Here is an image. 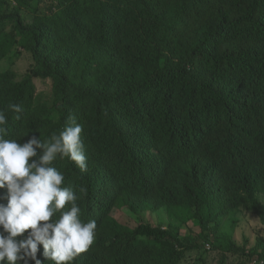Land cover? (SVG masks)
<instances>
[{
    "label": "trees",
    "instance_id": "16d2710c",
    "mask_svg": "<svg viewBox=\"0 0 264 264\" xmlns=\"http://www.w3.org/2000/svg\"><path fill=\"white\" fill-rule=\"evenodd\" d=\"M25 14L34 16L31 25ZM24 53L35 77L52 80L49 95H37L30 78L15 83L1 63ZM263 72L264 0H88L61 10L52 0H0V110L15 138L47 140L69 116L83 126L88 171L66 157L53 162L65 168L62 186L87 188L81 218L97 222L93 245L73 264H181L192 250L201 251L203 264L209 244L140 220L131 229L120 209L138 216L181 203L203 225L215 222L216 236L220 218L231 211L230 225L237 221V200L245 197L264 224L257 199L264 192V104L246 84ZM177 135L185 138L183 152L166 149L176 168L160 174L152 163L162 157L150 149ZM104 154L138 168V180L147 168L164 181L147 196L128 187L105 197L97 189ZM38 248L42 264H53Z\"/></svg>",
    "mask_w": 264,
    "mask_h": 264
},
{
    "label": "clouds",
    "instance_id": "9594fccd",
    "mask_svg": "<svg viewBox=\"0 0 264 264\" xmlns=\"http://www.w3.org/2000/svg\"><path fill=\"white\" fill-rule=\"evenodd\" d=\"M52 1L58 10L68 1L88 2ZM42 13L45 14L40 9L39 14ZM261 61L260 58L258 63ZM13 81L22 83L19 79L13 78ZM246 84L258 89V95L264 104V72L256 80L247 76ZM8 108L16 113L22 111L21 106L17 104H10ZM258 129L260 135H264V125ZM82 131V124L78 123L74 116H69L63 130L58 135L52 134L47 140L42 141L36 136L26 140L18 139L15 138L10 120L6 118L4 111L0 110V264H29V261L42 264L37 258L39 245L43 247L44 257L53 264H73L79 254L88 251L93 245L97 222L95 219H82L79 205L82 203L81 197L87 195V188L80 187L77 190L71 186H62L66 178L65 168L58 163L53 166L57 157H66L75 163L81 173L88 171ZM180 139L185 138L181 135L168 137V143L150 149V152L162 157L152 163L161 170L160 174L176 168L172 163L175 159H171L165 150L183 152ZM137 169L104 154L99 162L97 189L104 191L105 197L111 199L119 196L120 189L126 190L128 187L130 192L144 196L159 190L164 181L162 175L146 168L147 175L138 180ZM89 206L91 205L83 204L84 208ZM119 211L122 212L123 219L127 217L121 221L128 220L130 215L123 209ZM230 213L231 211L226 214L229 215L226 222H229ZM131 217L137 218L133 215ZM126 223L129 228H135L134 224ZM113 239V234L110 233L107 240ZM189 253L188 258L194 256L192 263L201 264L200 250H192ZM199 257V262L194 261ZM188 258L183 259L181 264ZM220 262L227 264L223 258ZM255 263L257 262L248 259L244 261V264Z\"/></svg>",
    "mask_w": 264,
    "mask_h": 264
},
{
    "label": "rangeland",
    "instance_id": "374dc122",
    "mask_svg": "<svg viewBox=\"0 0 264 264\" xmlns=\"http://www.w3.org/2000/svg\"><path fill=\"white\" fill-rule=\"evenodd\" d=\"M9 1L13 2V0ZM42 15L44 14L42 13ZM24 19L27 25H31L34 22L32 14H25ZM1 63L10 71L14 79H19L22 82L29 78L32 79L37 95H49L51 93L52 80L35 77L36 70L33 68V60L30 54L24 53L16 57H11L9 54L5 58H2ZM257 199L264 205V192L260 193ZM237 209V221L232 225L229 224L227 228H223L222 226L227 221L226 219L223 220L225 216L220 218L221 232L216 236L210 232L215 222L203 225L196 212L189 210L187 206L181 203L174 209L143 213L136 216L137 218L130 216L125 222L133 225L139 219V222L161 227L177 235L192 236L199 240V242L202 241L203 245L209 244L212 246V243L217 242L218 244H222V251L224 248L232 247L230 252L223 254L221 251L211 250L207 245L208 254L203 264H219L221 258L227 264H244V261L247 259L252 262L256 261L257 263L255 264H261L260 262L264 264V224L256 213L253 202L248 198H238ZM124 219H127V217ZM131 227L133 228V226ZM204 236H207V241ZM218 236H221L223 240ZM189 255L190 253L188 252L184 255V259H187ZM193 259L194 256L189 257L182 264H194L192 263ZM194 261L199 262L200 257Z\"/></svg>",
    "mask_w": 264,
    "mask_h": 264
},
{
    "label": "bare ground",
    "instance_id": "6f19581e",
    "mask_svg": "<svg viewBox=\"0 0 264 264\" xmlns=\"http://www.w3.org/2000/svg\"><path fill=\"white\" fill-rule=\"evenodd\" d=\"M228 216H229V215H226V216L224 217V219H227ZM224 219H223V220H224ZM227 223H229V222H227ZM222 226H223V228H224V226H225L226 228L228 227L227 224H225V223L222 224Z\"/></svg>",
    "mask_w": 264,
    "mask_h": 264
}]
</instances>
